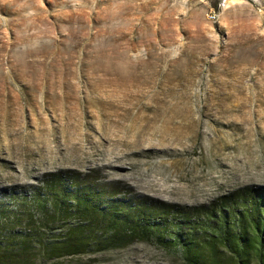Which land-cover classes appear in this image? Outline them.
I'll return each instance as SVG.
<instances>
[{
	"label": "rangeland",
	"instance_id": "rangeland-1",
	"mask_svg": "<svg viewBox=\"0 0 264 264\" xmlns=\"http://www.w3.org/2000/svg\"><path fill=\"white\" fill-rule=\"evenodd\" d=\"M62 169L187 205L264 185V0H0V197ZM30 254L185 264L143 241Z\"/></svg>",
	"mask_w": 264,
	"mask_h": 264
},
{
	"label": "trees",
	"instance_id": "trees-1",
	"mask_svg": "<svg viewBox=\"0 0 264 264\" xmlns=\"http://www.w3.org/2000/svg\"><path fill=\"white\" fill-rule=\"evenodd\" d=\"M92 170L62 169L0 197V264H31L156 243L185 264H264V185H241L209 202L131 198Z\"/></svg>",
	"mask_w": 264,
	"mask_h": 264
},
{
	"label": "built area",
	"instance_id": "built-area-1",
	"mask_svg": "<svg viewBox=\"0 0 264 264\" xmlns=\"http://www.w3.org/2000/svg\"><path fill=\"white\" fill-rule=\"evenodd\" d=\"M211 17H214V16H211Z\"/></svg>",
	"mask_w": 264,
	"mask_h": 264
}]
</instances>
